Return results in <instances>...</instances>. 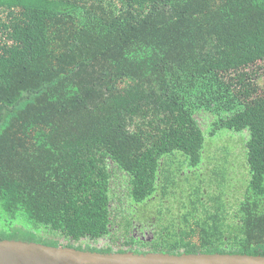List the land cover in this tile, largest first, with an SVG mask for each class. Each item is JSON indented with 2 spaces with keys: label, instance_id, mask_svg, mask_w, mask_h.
Segmentation results:
<instances>
[{
  "label": "trees",
  "instance_id": "1",
  "mask_svg": "<svg viewBox=\"0 0 264 264\" xmlns=\"http://www.w3.org/2000/svg\"><path fill=\"white\" fill-rule=\"evenodd\" d=\"M263 61L264 0H0V239L264 255ZM199 111L214 117L211 136L249 131L234 216L223 193L202 191ZM117 174L140 205L193 176L187 200L213 208L179 238L134 247ZM41 225L69 241L44 237ZM117 226L123 236L112 235Z\"/></svg>",
  "mask_w": 264,
  "mask_h": 264
},
{
  "label": "rangeland",
  "instance_id": "2",
  "mask_svg": "<svg viewBox=\"0 0 264 264\" xmlns=\"http://www.w3.org/2000/svg\"><path fill=\"white\" fill-rule=\"evenodd\" d=\"M262 70H260V81L264 85V61L262 62ZM198 123L203 129L205 137V149L203 151V162L201 163L199 169L205 182H203V192L205 193H223L225 201H229L231 204L236 205L239 200L243 198L244 191L249 178V172L245 159V142L249 137V131L244 129L242 131H235L226 128L217 130L216 134L211 136L209 134L211 128V122L213 121V115L199 111L195 115ZM175 155L184 157L181 151H175ZM194 168L183 167V172L187 173V170L192 172ZM218 174L224 173L225 178L222 180V177H216ZM184 174V173H183ZM117 174L112 182L114 192H117V196L120 195L123 201V208L131 214V217L134 220L135 228L137 227V232L140 233V227L142 226L146 233L145 237H150L152 231L154 230L153 224H151V218L146 216L147 212L145 209L139 205H134L133 202L127 196L126 181L127 177L124 174ZM185 180L192 181L195 178L188 176L187 178L181 179V186L177 189L171 190L170 195L166 197L168 200H187L189 189V182ZM127 196V199H126ZM114 204H117L116 199ZM160 204V203H159ZM161 205V204H160ZM121 209V208H120ZM119 210V209H118ZM121 209L119 212H123ZM175 211H180L179 205H175ZM119 212L117 213L119 215ZM128 215V214H127ZM143 217V218H140ZM31 227V223H28ZM116 231H112V235L117 237V235L123 236L124 230L121 226H117ZM37 233H40L44 237H50L57 239L61 244H66L69 240L63 236H58L51 233V231L44 225H41L39 228H36ZM142 232V231H141ZM116 239V238H115ZM109 238H100L96 241L82 239L80 241L74 242L75 245L81 244L86 245L90 244L97 247L106 246L109 242ZM117 240V239H116ZM111 241V240H110ZM119 241L113 244V248L117 249L119 247Z\"/></svg>",
  "mask_w": 264,
  "mask_h": 264
},
{
  "label": "water",
  "instance_id": "3",
  "mask_svg": "<svg viewBox=\"0 0 264 264\" xmlns=\"http://www.w3.org/2000/svg\"><path fill=\"white\" fill-rule=\"evenodd\" d=\"M0 264H264L240 253L97 252L35 241L0 239Z\"/></svg>",
  "mask_w": 264,
  "mask_h": 264
},
{
  "label": "flooded vegetation",
  "instance_id": "4",
  "mask_svg": "<svg viewBox=\"0 0 264 264\" xmlns=\"http://www.w3.org/2000/svg\"><path fill=\"white\" fill-rule=\"evenodd\" d=\"M183 173V172H181ZM193 178V176H191ZM182 179L183 177H179ZM192 182V181H190ZM121 200L118 201V205H120V208L123 209L124 214L126 216L131 215L126 208H123V201L122 197H120ZM127 199V196H126ZM161 205H160V204ZM134 205H139L143 209L146 210L147 214L146 216L151 218V224L154 226V230L152 231V234L150 237H145L142 229H144L142 226H138L140 228V233H138L137 227L135 228V223L133 219V225L131 227L130 233L132 237V241H135L136 244L134 247H137L141 245L142 243H151L154 241L155 238L163 237V234L170 233V234H176V236L180 237L181 233L183 231L191 232L195 225V218H201L204 216L206 212L209 211V209H212L213 207L211 201H203L202 204L199 203H192L188 200H168V199H161L159 202H152L151 204L147 203L148 205H140L136 202H133ZM178 204L180 211H175V205ZM196 204V208L194 205ZM225 208L227 211L235 215V208L236 205L231 204L229 201L225 202ZM128 214V215H127ZM188 216V218H186ZM143 218V217H140ZM144 219V218H143ZM165 228H170L169 232H166L167 230ZM142 231V232H141ZM178 237V238H179ZM123 241H129L128 239H122ZM147 248V247H145ZM150 252V251H148Z\"/></svg>",
  "mask_w": 264,
  "mask_h": 264
}]
</instances>
